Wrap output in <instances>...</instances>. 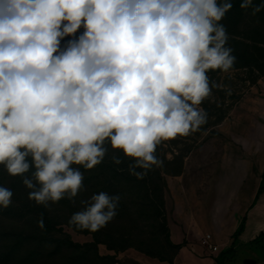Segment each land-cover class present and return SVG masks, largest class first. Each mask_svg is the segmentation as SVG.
<instances>
[{"label": "clouds", "instance_id": "1", "mask_svg": "<svg viewBox=\"0 0 264 264\" xmlns=\"http://www.w3.org/2000/svg\"><path fill=\"white\" fill-rule=\"evenodd\" d=\"M232 7V0H0V166L48 210L63 199L75 204L86 190L81 168L94 169L110 149L115 165L127 160L129 174L144 179L161 164L162 142L206 122L201 105L220 86L209 73L234 69L222 23ZM262 7L240 2L252 15ZM13 195L0 185V208ZM119 201L93 194L69 223L97 231Z\"/></svg>", "mask_w": 264, "mask_h": 264}, {"label": "rangeland", "instance_id": "2", "mask_svg": "<svg viewBox=\"0 0 264 264\" xmlns=\"http://www.w3.org/2000/svg\"><path fill=\"white\" fill-rule=\"evenodd\" d=\"M236 10L227 13L222 23L237 60L230 74L209 73L220 86L201 105L206 122L186 137L162 142L156 153L161 164L144 179L129 174L127 160L115 165L110 149L106 160L94 169L81 168L86 190L75 198V204L63 199L46 209L53 225L41 229L27 215V203L32 202L29 190L0 166V185L14 193L12 204L0 208V264L72 260L73 264H94L95 247L80 257L79 251L64 244L67 237L74 243L96 245L98 254L108 257L104 264H175L178 249L188 242H173L175 225L196 232L191 241L209 253L202 236L210 232L214 237L212 229L220 225L221 238L225 237L235 216L233 186L242 180L237 199L246 200L262 176L264 159V11L252 15L251 8ZM153 185L158 189L153 190ZM102 191L119 194L115 217L97 231L71 225V215L81 210L80 201ZM222 206L229 210L221 211ZM246 249L234 250L226 264H264V241Z\"/></svg>", "mask_w": 264, "mask_h": 264}, {"label": "crops", "instance_id": "3", "mask_svg": "<svg viewBox=\"0 0 264 264\" xmlns=\"http://www.w3.org/2000/svg\"><path fill=\"white\" fill-rule=\"evenodd\" d=\"M260 173L264 170V159L261 162ZM262 176L257 179V182L254 188L251 189L250 193L246 200H238L237 190L242 187V180H236V184L233 186L232 198L234 200L233 212L235 214L234 220L231 227L226 233L224 238H221L219 228L220 225L215 226L212 230L214 232V243L220 244V251L226 249L231 242V236L236 228L239 226L241 220L245 217L246 224L245 230L238 238V241L235 245V251L241 253L246 251L247 247H250L253 244V239L261 232L264 231V191L257 195L258 188L261 184ZM239 182V183H238ZM232 202V201H231ZM233 204V203H231ZM229 210V206H227ZM221 211L227 212L226 206L220 208ZM210 233V232H208ZM196 234V232H195ZM190 228L188 232L182 230V227L175 225L172 228V240L174 243L180 244L184 239H188V242L185 245H182L175 256V264H217L216 256L219 254L214 253L212 256L210 253L205 251L200 245L194 243L193 237H195ZM204 234V233H203ZM220 241V242H218ZM193 245V247H192Z\"/></svg>", "mask_w": 264, "mask_h": 264}, {"label": "trees", "instance_id": "4", "mask_svg": "<svg viewBox=\"0 0 264 264\" xmlns=\"http://www.w3.org/2000/svg\"><path fill=\"white\" fill-rule=\"evenodd\" d=\"M240 2L241 0H238L236 2H233V7L232 9L228 12H233L236 9L238 10H243L240 8ZM264 4V0H253V6H258V5H262ZM235 9V10H234ZM237 11V10H236ZM261 11H264V7L261 8ZM106 160V157L104 159V161ZM156 171V169H155ZM160 171H158L159 177H160ZM162 173V171H161ZM123 174V173H122ZM153 190L158 189L157 185H153L152 186ZM264 191V171L262 173V180H261V184L258 188V192L257 195H259L261 192ZM161 206H163V199H161ZM28 207H29V211L27 213L28 216H30L31 218L33 217L35 220H39L41 218V214L43 216V221H44V227L45 228H50L52 227L53 223L52 220L50 219L48 212L45 208H43L42 206H37L33 201L27 203ZM38 223V222H37ZM245 224H246V219L245 217L241 220L239 226L236 228V230L233 232L232 236H231V242L230 245L219 252V254L216 256V262L217 264H226L230 258L234 255V250H235V245L238 241V238L240 237V235L244 232L245 230ZM264 241V231H261L254 239H253V243L255 244H259L261 242ZM64 244L66 245L67 248H72L74 249V251H79L80 252V257H85L87 256V254L89 253L88 251H90L92 249V246L95 247V252H93V254H91L92 256V261L94 264H101L107 260V256H101L98 254V252L96 251V245L92 244V243H86V244H79V243H74L69 237L65 238L64 240ZM74 260H72V262H63L60 264H73Z\"/></svg>", "mask_w": 264, "mask_h": 264}, {"label": "built area", "instance_id": "5", "mask_svg": "<svg viewBox=\"0 0 264 264\" xmlns=\"http://www.w3.org/2000/svg\"><path fill=\"white\" fill-rule=\"evenodd\" d=\"M202 244L203 246L208 248L210 253H216L217 251H220L219 246L214 243L213 237L210 233H206L202 236Z\"/></svg>", "mask_w": 264, "mask_h": 264}]
</instances>
